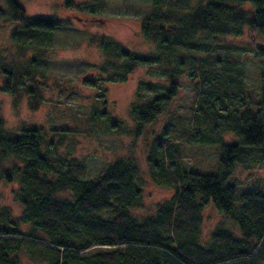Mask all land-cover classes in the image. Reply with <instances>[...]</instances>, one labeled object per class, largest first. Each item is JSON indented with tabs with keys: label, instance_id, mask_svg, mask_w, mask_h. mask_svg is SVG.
<instances>
[{
	"label": "trees",
	"instance_id": "16d2710c",
	"mask_svg": "<svg viewBox=\"0 0 264 264\" xmlns=\"http://www.w3.org/2000/svg\"><path fill=\"white\" fill-rule=\"evenodd\" d=\"M190 2L153 1L141 32L156 42V54L129 50L114 38L97 33L96 43L103 54V62L97 67L100 76L107 75V81H125L139 66L165 64L170 68L163 93L146 98L140 83L130 106L136 122L131 129L135 138L148 124L168 113L178 94L177 76L186 68L181 60L183 50L193 49L190 41L195 35L215 39L247 34L254 42L264 39V0ZM179 4L184 13L177 10ZM7 6V11L0 9V18L18 25L11 38L22 51L25 43L64 27V21L29 17L18 0H7ZM89 22L97 25L102 20ZM261 45L264 47V43ZM173 60L179 62L175 68ZM199 67L204 84L211 85L213 76H223L206 71L202 64ZM19 72V67L2 64L0 59V77L5 79L2 91L14 93L22 77ZM230 79L236 80L233 76ZM85 81L93 86L97 79L93 76ZM30 90L35 92L34 86ZM220 99L209 93L204 96L193 119L195 128L186 134V141L194 143L204 135L216 137L221 144L217 171H179L177 163L167 164L182 155L174 140L162 133L152 141L148 152L149 174L153 181L172 187L174 195L158 203L155 214L142 217L132 212L142 202L144 185L133 159H115L96 179L76 178L68 172L49 178L53 166L41 147L40 129L25 127L20 135H12L0 116V179L8 183L17 179L16 199L22 207L19 217L0 208V264H22L23 248L39 252L46 264H264V193L251 191L238 196L231 182L243 149L264 146V86L256 113L250 108L222 107L217 104ZM112 121L119 127L118 118ZM199 125L205 126V131ZM208 126L211 131L206 130ZM225 130L234 131L238 141L225 143L221 135ZM11 159L18 163L6 165ZM66 190L72 193L70 199L56 197ZM209 204L239 233L218 226L204 237L202 211ZM21 225L28 226V231L19 230Z\"/></svg>",
	"mask_w": 264,
	"mask_h": 264
},
{
	"label": "rangeland",
	"instance_id": "374dc122",
	"mask_svg": "<svg viewBox=\"0 0 264 264\" xmlns=\"http://www.w3.org/2000/svg\"><path fill=\"white\" fill-rule=\"evenodd\" d=\"M18 1L29 17L65 22L64 27L53 33L25 43L22 51L11 38L12 30L18 25L0 18L1 62L14 64L22 74L14 93L1 90L5 79L0 77V116L12 135H20L25 127L40 129L41 147L53 166L49 178L68 172L76 178L96 179L115 159L131 158L144 180L142 202L132 212L137 217L155 214L157 204L172 198L174 189L150 178L148 152L152 141L162 133L174 140L182 157L173 162L168 160L167 164L177 163L179 171L215 173L221 145L215 141L216 137L204 135L195 143L186 141V134L195 128L193 119L201 109L204 96L209 93L214 98L220 97L217 104L230 110L237 106L256 113L259 109L264 86L261 45L264 39L254 42L247 34L238 38L205 39L197 34L190 41L193 49L183 50L181 60L186 68L179 71L178 94L168 113L148 124L144 133L135 138L131 129L136 122L130 106L136 91L143 82L144 97L163 93L169 83L170 68L165 64L139 66L125 81H107V75L100 76L97 67L103 62L96 43L97 33L114 38L129 50L156 54V42L146 39L141 32L142 21L149 17L154 0H69L70 5L68 0ZM198 1L191 0L190 4L196 5ZM178 6L179 13H184L182 6ZM0 9L8 10L7 0H0ZM99 18L101 23L90 24L91 19ZM33 59L35 63L30 62ZM178 63L173 60L172 66L175 68ZM199 64L206 71L223 76L211 75L215 78L211 85L204 84ZM25 68L34 74L32 78L27 76ZM93 76L96 84L88 85L85 80ZM232 76L235 81L230 79ZM30 86H34L35 92ZM114 118L121 121L120 128L112 123ZM199 127L205 131V126ZM206 130L211 131L209 126ZM221 135L225 143L238 141L232 130ZM13 162L18 163L11 159L6 165ZM231 182L237 187L238 196L251 191L264 193V146L243 149ZM18 189L17 179L11 183L0 179V208L8 210L13 217H19L22 212L16 199ZM56 197L70 199L72 193L66 190L58 192ZM202 218L204 237L218 226L239 233L211 204L203 209ZM28 229L26 225L19 227L23 232ZM20 259L22 264H46L39 252L27 248L21 249Z\"/></svg>",
	"mask_w": 264,
	"mask_h": 264
}]
</instances>
